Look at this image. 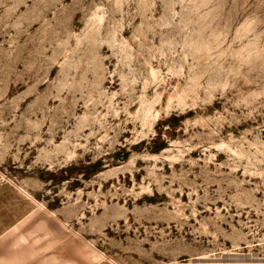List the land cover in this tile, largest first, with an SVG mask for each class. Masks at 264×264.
<instances>
[{
	"label": "rangeland",
	"instance_id": "1",
	"mask_svg": "<svg viewBox=\"0 0 264 264\" xmlns=\"http://www.w3.org/2000/svg\"><path fill=\"white\" fill-rule=\"evenodd\" d=\"M114 264H264V0H0V190Z\"/></svg>",
	"mask_w": 264,
	"mask_h": 264
},
{
	"label": "crops",
	"instance_id": "2",
	"mask_svg": "<svg viewBox=\"0 0 264 264\" xmlns=\"http://www.w3.org/2000/svg\"><path fill=\"white\" fill-rule=\"evenodd\" d=\"M11 194L0 190V264H114L98 258L41 208L28 204L16 210Z\"/></svg>",
	"mask_w": 264,
	"mask_h": 264
},
{
	"label": "bare ground",
	"instance_id": "3",
	"mask_svg": "<svg viewBox=\"0 0 264 264\" xmlns=\"http://www.w3.org/2000/svg\"><path fill=\"white\" fill-rule=\"evenodd\" d=\"M42 208V207H41Z\"/></svg>",
	"mask_w": 264,
	"mask_h": 264
}]
</instances>
